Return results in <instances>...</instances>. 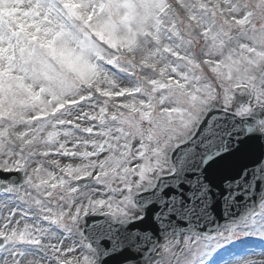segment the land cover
I'll return each instance as SVG.
<instances>
[{
    "label": "snow or ice",
    "instance_id": "6c2138e0",
    "mask_svg": "<svg viewBox=\"0 0 264 264\" xmlns=\"http://www.w3.org/2000/svg\"><path fill=\"white\" fill-rule=\"evenodd\" d=\"M107 260L264 264V0H0V264Z\"/></svg>",
    "mask_w": 264,
    "mask_h": 264
},
{
    "label": "water",
    "instance_id": "95a60500",
    "mask_svg": "<svg viewBox=\"0 0 264 264\" xmlns=\"http://www.w3.org/2000/svg\"><path fill=\"white\" fill-rule=\"evenodd\" d=\"M218 216L222 217L223 210L221 209L219 213H217ZM106 264H120L118 260H107Z\"/></svg>",
    "mask_w": 264,
    "mask_h": 264
}]
</instances>
